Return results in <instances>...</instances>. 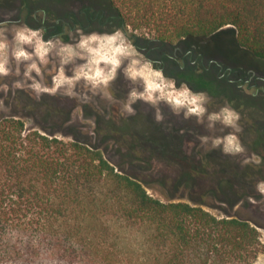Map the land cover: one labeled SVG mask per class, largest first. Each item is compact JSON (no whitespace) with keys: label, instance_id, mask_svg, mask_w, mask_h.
I'll use <instances>...</instances> for the list:
<instances>
[{"label":"trees","instance_id":"1","mask_svg":"<svg viewBox=\"0 0 264 264\" xmlns=\"http://www.w3.org/2000/svg\"><path fill=\"white\" fill-rule=\"evenodd\" d=\"M60 1L63 10L72 2ZM105 1L115 26L148 28L165 44L231 26L238 46L264 61V0ZM8 2L0 8L44 1ZM67 133L0 113V264H256L263 244L248 221L153 198Z\"/></svg>","mask_w":264,"mask_h":264},{"label":"flooded vegetation","instance_id":"2","mask_svg":"<svg viewBox=\"0 0 264 264\" xmlns=\"http://www.w3.org/2000/svg\"><path fill=\"white\" fill-rule=\"evenodd\" d=\"M42 1L0 8V13L18 10L16 15L0 16V29L5 30L7 40L14 39L15 29H25L40 33L44 42H54L50 54L38 65L37 75L29 72L26 79L0 75L1 107L54 133L70 134L74 130L79 140L99 147L106 160L138 163L141 175L161 174L162 170L151 169V163H160L173 168L179 177L214 179L215 193L258 196V187L264 183L263 69L224 67L227 60L207 50L214 44L208 41L211 36L193 43L187 41L183 48V41L166 45L156 39H148L141 46L140 37L132 34L127 38L132 40L134 55L171 79L175 90L186 87L183 107L174 109L160 101L158 94L149 102L144 80L133 76L134 71L128 72L132 61L142 60L135 56L121 59L105 83L91 80L88 88L78 81L69 88L57 77L60 72L72 77L75 69L86 63L87 53L79 46L81 36L103 37L114 34L115 29L124 36L127 32L112 23L114 16L102 8L107 5L105 0H71L66 10L60 0ZM7 3L8 0L2 5ZM97 5L101 7L95 9ZM154 42L159 45L151 46ZM31 45L24 47L29 61L34 59L35 45L30 48ZM66 48L75 53L70 62L64 59ZM153 50L158 51L157 57L150 56ZM107 66L100 65L104 74ZM33 79L39 90L33 86ZM224 109L235 114L232 128L223 126ZM73 114H81L84 122L90 120L91 128L72 125ZM230 134L234 140L225 143ZM189 198L202 204L191 194Z\"/></svg>","mask_w":264,"mask_h":264},{"label":"rangeland","instance_id":"3","mask_svg":"<svg viewBox=\"0 0 264 264\" xmlns=\"http://www.w3.org/2000/svg\"><path fill=\"white\" fill-rule=\"evenodd\" d=\"M4 1L5 0H0L1 3ZM98 1L100 0H91L92 3H97ZM100 7L101 6L97 5L95 9ZM17 11L18 10L10 12L5 10L0 13V16L16 15L18 13ZM107 14L113 13L108 11ZM115 30L114 34L103 37L93 34L91 36H81L79 39V46L87 53L86 63L78 66L72 77H66L60 72L57 77L58 81L65 83L69 88L73 87L78 81H83L85 87L88 88L91 85V80L105 83L108 77L120 65L121 59L135 56L142 60L132 61L128 67V72L132 73L134 71L133 76H138L144 80L146 86L145 97H147L149 102L152 101L154 95L158 94L160 101L172 105L174 109L179 110L183 107L184 104L182 101L188 92L186 87L183 86L182 88L175 90L172 87L171 79L164 78L160 72L152 69L151 65H149V63L143 58L132 53V40L128 39L127 36L132 34L137 35L141 39V46H145L146 40L154 39L153 34H151L149 29H133L128 27L126 28V36H124L119 29ZM14 31V39L9 41L7 40L5 30L0 29V75H12L23 79H26L27 76H29V72L37 75L39 72L38 65L42 64L45 57L50 54V51L54 48V42L42 41L40 39V33L38 32L25 29H15ZM208 41L214 42V44L207 46L208 52L218 55L221 57V60H227L226 63H224V67L239 65L242 67L264 70V61L254 58L249 52L238 46L236 42V33L233 27H223L212 35ZM10 42L14 43V45H11ZM182 43H184L183 48H185L186 42ZM29 44L35 45V50L33 52L34 59L32 58L31 61H29L30 55H28L24 49V47H29ZM32 45L30 48H32ZM157 45H159V43H151V46ZM10 47H12V49ZM165 48L168 49V47ZM169 49L172 50L171 48ZM74 54V51L71 49L66 48L63 50L64 59H68L66 62H70ZM150 56L157 57L158 51L153 50ZM101 64L108 65L105 74L100 68ZM32 81L34 84L33 86L36 87L35 89L39 90V84L35 79ZM223 94L225 95L226 92L223 91ZM192 97L197 99L196 96L192 95ZM83 98L84 97H81V99ZM87 100H89L88 96ZM261 103L264 106V102ZM0 113L8 114L9 111L0 106ZM222 114L223 126L226 128H232L235 114L226 109H224ZM24 122L27 127H36L31 124L29 120H24ZM71 124H85L86 126L89 125L87 128H91L90 120L84 122L81 118V114H73ZM64 127L67 128L68 125L65 124ZM83 133H85L84 130ZM76 134L78 135L79 133L76 132ZM56 137L62 140L71 141L70 136L65 137L56 134ZM233 140L234 136L230 134L226 137L225 143H231ZM109 163L116 172L127 174L129 177L137 180L150 196L162 202H184L195 207H200L217 218H239L248 221L251 225L256 227L259 233V238L263 244V247L259 250L256 264H264V183L259 185L257 197L249 196L247 198H242L243 196L233 195L231 191L215 193L213 189L215 186L214 179L209 178L202 181L199 179L191 180L187 177H179L174 173L173 168H166L160 163H151V169H160L162 170V173L154 172L150 175H141L138 173L136 168L138 163H123L120 161H110ZM130 167L133 168L131 169ZM189 183L192 185H190L191 189L187 186ZM189 194H191L196 200L200 199L202 204L191 201ZM239 196L241 197V200H238Z\"/></svg>","mask_w":264,"mask_h":264}]
</instances>
